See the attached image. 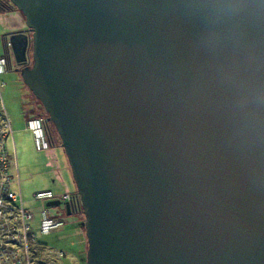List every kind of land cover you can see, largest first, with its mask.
Returning <instances> with one entry per match:
<instances>
[{
    "label": "water",
    "instance_id": "1",
    "mask_svg": "<svg viewBox=\"0 0 264 264\" xmlns=\"http://www.w3.org/2000/svg\"><path fill=\"white\" fill-rule=\"evenodd\" d=\"M9 1L85 264H264V0Z\"/></svg>",
    "mask_w": 264,
    "mask_h": 264
},
{
    "label": "rangeland",
    "instance_id": "2",
    "mask_svg": "<svg viewBox=\"0 0 264 264\" xmlns=\"http://www.w3.org/2000/svg\"><path fill=\"white\" fill-rule=\"evenodd\" d=\"M22 25L24 16L20 11L10 10L4 14L0 9V57L7 55L3 34ZM9 54L14 60L11 47ZM0 92L12 126V136L7 139L11 189L20 193L24 207L33 212L35 227L43 205L51 215L64 218V224L49 234L37 232L29 249L32 264H85L87 241L82 225L83 213L73 211L68 214L62 203L48 206L46 201L35 198V193L40 190L50 189L55 194L77 190L63 148L54 145L38 150L33 133L26 126L29 118L44 112L43 106L14 70L0 73Z\"/></svg>",
    "mask_w": 264,
    "mask_h": 264
},
{
    "label": "built area",
    "instance_id": "3",
    "mask_svg": "<svg viewBox=\"0 0 264 264\" xmlns=\"http://www.w3.org/2000/svg\"><path fill=\"white\" fill-rule=\"evenodd\" d=\"M7 55L0 57V73L6 71ZM26 126L34 136L38 150L48 149L50 142L46 135L44 118L31 117ZM12 136V126L6 113L0 92V264H32L31 244L35 241L37 232L49 234L64 224V218L51 215L45 205L39 211L38 226L33 225L34 214L24 207L21 195L11 189V174L7 139ZM40 201L59 199L60 203L69 202L72 212L78 208V194L64 192L55 194L50 189L35 193ZM45 203V202H44Z\"/></svg>",
    "mask_w": 264,
    "mask_h": 264
},
{
    "label": "trees",
    "instance_id": "4",
    "mask_svg": "<svg viewBox=\"0 0 264 264\" xmlns=\"http://www.w3.org/2000/svg\"><path fill=\"white\" fill-rule=\"evenodd\" d=\"M15 7L14 5H12L10 3L9 0H6V2L4 3V8L3 10H1L2 12H4L5 10H12V8ZM16 8V7H15ZM1 9V8H0ZM38 100V99H37ZM39 101V100H38ZM40 103V102H39ZM44 109V108H43ZM35 117H42L44 118V126H45V130H46V135H47V138L50 142V146H54V145H60V138H59V135L54 127V125L52 124V122L50 120H48V117H47V113L44 112L41 113V112H38L35 114ZM61 146V145H60ZM75 193H77V191H75ZM82 225H83V222H82ZM84 226V225H83Z\"/></svg>",
    "mask_w": 264,
    "mask_h": 264
},
{
    "label": "flooded vegetation",
    "instance_id": "5",
    "mask_svg": "<svg viewBox=\"0 0 264 264\" xmlns=\"http://www.w3.org/2000/svg\"><path fill=\"white\" fill-rule=\"evenodd\" d=\"M6 2V0H0V8H1V10H3V8H4V3ZM12 10H16L17 11V9L15 8V7H13L12 8ZM9 10H5L4 11V14H6L7 12H8ZM26 28V26H25V24L24 25H22V26H20L19 28H17V29H25ZM13 30H16V29H13ZM28 34H30V32H28ZM3 37V40H4V43L6 44V40H7V35H3L2 36ZM6 50H7V65H6V70H14L15 72H17L18 73V75L20 76V71H19V69L20 68H22V67H24V66H30L31 65V63H32V57H31V48L29 49V52H28V55H27V61L26 62H23L22 64H18V63H16V61H15V59L14 60H12L11 59V55L9 54V46L6 44ZM20 78H21V76H20ZM21 80H22V78H21ZM22 82H23V80H22ZM23 84H24V82H23ZM25 85V84H24ZM26 86V85H25ZM77 212H79L80 210L78 209V210H76ZM81 212V211H80Z\"/></svg>",
    "mask_w": 264,
    "mask_h": 264
}]
</instances>
